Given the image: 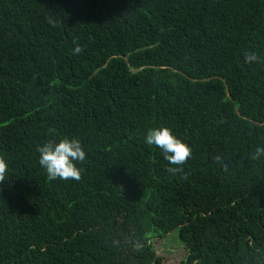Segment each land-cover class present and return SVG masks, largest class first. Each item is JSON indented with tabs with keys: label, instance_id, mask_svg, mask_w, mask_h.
<instances>
[{
	"label": "trees",
	"instance_id": "1",
	"mask_svg": "<svg viewBox=\"0 0 264 264\" xmlns=\"http://www.w3.org/2000/svg\"><path fill=\"white\" fill-rule=\"evenodd\" d=\"M159 127L191 149L176 174ZM64 138L78 181L38 164ZM257 147L264 0H0V264H164L172 231L178 264H264Z\"/></svg>",
	"mask_w": 264,
	"mask_h": 264
},
{
	"label": "clouds",
	"instance_id": "2",
	"mask_svg": "<svg viewBox=\"0 0 264 264\" xmlns=\"http://www.w3.org/2000/svg\"><path fill=\"white\" fill-rule=\"evenodd\" d=\"M48 23L53 24V20L48 18ZM76 51L78 52L79 48ZM243 59L245 63H251L258 58L255 53H245ZM144 143L160 150L169 165L166 170L172 174L181 171V166L191 153L189 146L167 127L150 128L144 136ZM36 151L39 154L38 164L46 172L49 180L78 181L80 179L81 169L76 165L85 160V151L79 140L64 138L58 142H48L37 147ZM261 157H264V147H257L253 159ZM6 167V162L0 159V175H3Z\"/></svg>",
	"mask_w": 264,
	"mask_h": 264
},
{
	"label": "rangeland",
	"instance_id": "3",
	"mask_svg": "<svg viewBox=\"0 0 264 264\" xmlns=\"http://www.w3.org/2000/svg\"><path fill=\"white\" fill-rule=\"evenodd\" d=\"M155 254L164 257V264H178L180 260H184L187 249L186 244L181 243L177 231H172L167 235L156 238L153 241ZM192 247H196V243L192 242Z\"/></svg>",
	"mask_w": 264,
	"mask_h": 264
}]
</instances>
